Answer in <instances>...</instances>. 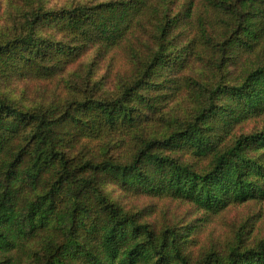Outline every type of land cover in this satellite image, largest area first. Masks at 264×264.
I'll return each instance as SVG.
<instances>
[{
    "label": "trees",
    "instance_id": "trees-1",
    "mask_svg": "<svg viewBox=\"0 0 264 264\" xmlns=\"http://www.w3.org/2000/svg\"><path fill=\"white\" fill-rule=\"evenodd\" d=\"M158 1L32 8L24 31L0 41V84L57 79L92 47L105 55ZM222 1L230 17L219 15L220 21L232 31L220 50L234 65L241 55H258L253 68L239 83L213 91L221 104L211 103L162 137H148L149 117L161 111L164 90L180 80L189 53L213 44L217 56L211 36L203 34L170 59L165 44L183 43L175 35L181 14L167 18L150 60L135 64L136 77L111 97L40 98L24 107L0 91V264H22L17 251L46 232L53 236L43 262L35 264H264V239L226 256L210 250L193 260L187 253L196 214L211 218L233 205L264 202V127L241 134L230 147L222 144L264 116V0ZM45 26L53 35L40 32ZM114 141L135 152L130 161L105 155ZM208 157L206 167L196 166ZM107 182L138 198L168 199L188 209L190 218L157 226L143 210L114 202L104 192Z\"/></svg>",
    "mask_w": 264,
    "mask_h": 264
},
{
    "label": "rangeland",
    "instance_id": "rangeland-1",
    "mask_svg": "<svg viewBox=\"0 0 264 264\" xmlns=\"http://www.w3.org/2000/svg\"><path fill=\"white\" fill-rule=\"evenodd\" d=\"M110 1L121 0H0V41L6 37L4 34L11 36L14 32L24 31L25 17L32 8L41 6L44 9H62L79 5L95 6ZM158 4V7L145 9L138 17L140 23L137 25L133 23L128 31L130 35L128 39L108 50L105 55H101L98 47H92L65 72L56 75L57 79L44 82L23 81L12 86L1 83L0 91L24 107H32L34 101L39 102L45 98V102L50 103L53 99L56 101L64 98L82 99L86 95L111 97L119 93L126 82L136 77L133 70L135 64L150 60L152 50L159 44L157 35L167 18L169 16L179 18L178 15L181 14V22L179 23V19L176 20L175 35L183 43L177 44L176 40H172V43L165 44L170 59L178 54L181 46L194 37L202 38L203 34L211 36L209 39L217 49V56L212 54L213 44L209 46V50L199 52L202 46H198L195 52L189 53L191 60L188 61L187 68L179 72L180 80L171 83L172 86L164 90L166 98L161 103L162 109L158 114L151 115L149 117L151 122L147 124L148 137H162L181 128L211 103L221 104L222 101L217 99L213 91L217 88L221 90L223 85L239 83L245 73L253 68V62L258 55H254V59L241 55L235 65L229 64L230 60L224 57L220 50L221 43L232 30L230 31L231 24L228 23L230 11H225L222 0H160ZM219 15L228 20V25L220 21ZM48 27L40 29L44 36L53 35V30ZM175 35L171 34L169 38ZM218 94L219 98L223 96L221 91ZM263 127L264 116L251 119L237 128L234 134L223 138L222 144L230 147L241 134L262 130ZM116 143L117 141L107 143L105 155L123 162L130 161L135 152L128 151L126 147L118 146ZM105 150L103 144L102 156ZM210 160L208 157L194 162L198 167H206ZM103 189L114 202L126 210L132 212L143 210L157 226L166 227L168 224L181 223L190 218L188 209L171 203L168 199L138 198L125 192L120 185L111 182L104 184ZM203 215L196 214L200 220L196 222L197 231L192 236L193 242L187 251L193 260L210 250L226 256L233 247L245 249L264 239L263 201L257 205L251 203L233 205L211 218ZM52 236L48 232L43 233L42 237L18 250L17 255L22 264L43 262L45 243Z\"/></svg>",
    "mask_w": 264,
    "mask_h": 264
}]
</instances>
